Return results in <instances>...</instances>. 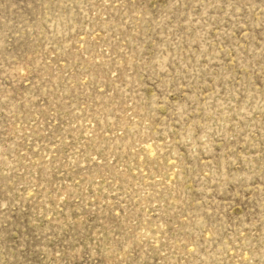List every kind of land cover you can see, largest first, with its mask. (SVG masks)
Instances as JSON below:
<instances>
[{"label":"rangeland","instance_id":"rangeland-1","mask_svg":"<svg viewBox=\"0 0 264 264\" xmlns=\"http://www.w3.org/2000/svg\"><path fill=\"white\" fill-rule=\"evenodd\" d=\"M0 264H264V0H0Z\"/></svg>","mask_w":264,"mask_h":264}]
</instances>
